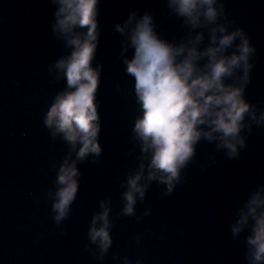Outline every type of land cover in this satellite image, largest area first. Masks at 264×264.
Listing matches in <instances>:
<instances>
[{
	"label": "water",
	"instance_id": "1",
	"mask_svg": "<svg viewBox=\"0 0 264 264\" xmlns=\"http://www.w3.org/2000/svg\"><path fill=\"white\" fill-rule=\"evenodd\" d=\"M219 5L218 22L230 31L243 29L255 47L245 95L259 117L264 112V0H218ZM57 7L52 0H0V264H247L245 234L234 240L230 224L240 201L264 187V124L252 121L243 130L246 147L234 159L216 142L201 141L170 195L166 185L152 181L143 199L137 196L134 213L123 212L128 178L147 158L131 131L139 112L124 58L133 50L115 25L132 11L149 12L164 38L179 43L204 31L201 47L208 43L207 28L185 25L168 0H99L93 66L101 71L102 151L76 161V198L68 216L55 221L57 174L76 153L44 123L55 95L66 87L55 63L71 51L52 31ZM101 201L109 208L113 237L103 255L88 238L93 217L103 211Z\"/></svg>",
	"mask_w": 264,
	"mask_h": 264
},
{
	"label": "clouds",
	"instance_id": "2",
	"mask_svg": "<svg viewBox=\"0 0 264 264\" xmlns=\"http://www.w3.org/2000/svg\"><path fill=\"white\" fill-rule=\"evenodd\" d=\"M52 2L58 5L52 31L71 51L55 63L66 87L55 95L44 123L76 150L75 159L66 158L56 178L59 187L52 210L60 222L68 216L78 191L76 161L102 151L97 103L101 71L93 66L99 0ZM168 7L191 29L207 28L205 47H201L204 31L179 43L164 38L149 12L138 15L132 11L122 24L115 25L133 50L130 58H124L139 112L131 131L147 158V164L142 162L140 170L128 178L123 208L128 215L134 213L137 196L143 199L152 181L166 185V195L172 193L201 141L216 142L217 149L234 159L246 147L243 130L250 129L252 121L264 124V112L257 117L255 105L245 95L250 57L255 52L248 35L241 28L230 31L227 23L218 22L223 16L218 0H168ZM238 71L241 76H236ZM101 207L103 211L92 219L88 238L103 255L113 237L107 203L101 201ZM234 217L231 236L239 241L245 234L247 264H264V187L242 199Z\"/></svg>",
	"mask_w": 264,
	"mask_h": 264
}]
</instances>
